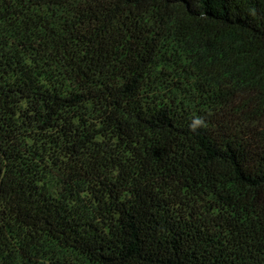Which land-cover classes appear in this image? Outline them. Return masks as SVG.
<instances>
[{"label":"trees","instance_id":"obj_1","mask_svg":"<svg viewBox=\"0 0 264 264\" xmlns=\"http://www.w3.org/2000/svg\"><path fill=\"white\" fill-rule=\"evenodd\" d=\"M0 264H264V0H0Z\"/></svg>","mask_w":264,"mask_h":264},{"label":"clouds","instance_id":"obj_2","mask_svg":"<svg viewBox=\"0 0 264 264\" xmlns=\"http://www.w3.org/2000/svg\"><path fill=\"white\" fill-rule=\"evenodd\" d=\"M207 125H206V123H205V121L202 119V118H196L193 122H192V124H190L189 125V127L193 130V131H195L197 128H199V127H206Z\"/></svg>","mask_w":264,"mask_h":264}]
</instances>
